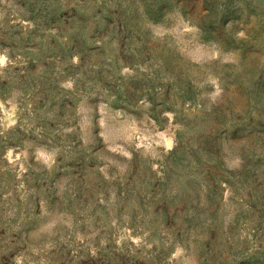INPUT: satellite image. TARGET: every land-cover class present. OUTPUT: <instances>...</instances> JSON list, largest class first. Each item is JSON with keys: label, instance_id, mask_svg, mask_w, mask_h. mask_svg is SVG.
Returning <instances> with one entry per match:
<instances>
[{"label": "rangeland", "instance_id": "1", "mask_svg": "<svg viewBox=\"0 0 264 264\" xmlns=\"http://www.w3.org/2000/svg\"><path fill=\"white\" fill-rule=\"evenodd\" d=\"M0 264H264V0H0Z\"/></svg>", "mask_w": 264, "mask_h": 264}]
</instances>
